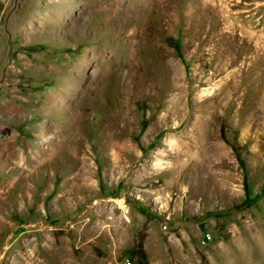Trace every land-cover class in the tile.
<instances>
[{
	"label": "rangeland",
	"instance_id": "obj_1",
	"mask_svg": "<svg viewBox=\"0 0 264 264\" xmlns=\"http://www.w3.org/2000/svg\"><path fill=\"white\" fill-rule=\"evenodd\" d=\"M0 264H264V0H0Z\"/></svg>",
	"mask_w": 264,
	"mask_h": 264
},
{
	"label": "trees",
	"instance_id": "obj_2",
	"mask_svg": "<svg viewBox=\"0 0 264 264\" xmlns=\"http://www.w3.org/2000/svg\"><path fill=\"white\" fill-rule=\"evenodd\" d=\"M169 44L175 49L176 53L178 56H180V51H179V45L178 42L174 41V42H170Z\"/></svg>",
	"mask_w": 264,
	"mask_h": 264
}]
</instances>
